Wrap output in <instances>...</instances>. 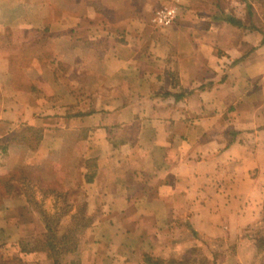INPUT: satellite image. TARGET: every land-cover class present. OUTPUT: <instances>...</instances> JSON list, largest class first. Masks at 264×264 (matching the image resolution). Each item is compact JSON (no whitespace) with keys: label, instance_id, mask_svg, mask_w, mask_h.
I'll return each mask as SVG.
<instances>
[{"label":"crops","instance_id":"0c3cea01","mask_svg":"<svg viewBox=\"0 0 264 264\" xmlns=\"http://www.w3.org/2000/svg\"><path fill=\"white\" fill-rule=\"evenodd\" d=\"M170 3L179 19L156 27ZM34 163L88 205L62 264H145L181 222L246 245L264 216V0H0V176ZM31 204L14 182L7 257L45 232Z\"/></svg>","mask_w":264,"mask_h":264},{"label":"rangeland","instance_id":"374dc122","mask_svg":"<svg viewBox=\"0 0 264 264\" xmlns=\"http://www.w3.org/2000/svg\"><path fill=\"white\" fill-rule=\"evenodd\" d=\"M170 6H173V4L170 3L161 6L160 8L170 7ZM152 22H153V18H152ZM153 24L156 27H159L154 22ZM66 156L61 159L62 162L63 160H66L69 157ZM53 167L54 166H50V168ZM29 169L30 170H26V172L22 168H17L13 171L24 172L27 174V179H28L27 185L33 188V193H34L33 195L34 202H31L32 203L31 207L32 210L38 213L44 225H45V219L41 214V207L45 209L48 213L53 214L61 210L64 202H68L69 204L74 205V207L76 205H83L85 203L83 198V193L80 192L79 190H72L66 187L64 183L59 179V173H57L56 170L48 169L47 166L37 163H34V165ZM52 182H55L54 184H58L56 185L57 189L62 191L66 199L64 198V196L60 198H56L54 196L45 197V195L41 192V188L44 189L51 188ZM17 183L19 182L17 181ZM12 191H13V186L9 189V195L7 196L6 200L9 198ZM37 196H39V198ZM50 197H53V199L51 201L47 200ZM35 201L39 202V204H41V207L39 206V204L37 205ZM21 213L22 216L25 217V219H27L28 216H30V214L25 209H21ZM71 219H72L71 216L64 217L62 224L60 226V232H64L70 225L73 226L74 228L75 226H78L79 228H82V230H84L85 232V228L89 223V216H87L85 220L78 221L75 224L72 223ZM179 226L182 228L181 229L182 233L180 236L181 239L176 240L177 244L175 245V247L177 249L175 251H170L167 253L163 252V254H151V253H145V254H151L158 258H164L165 262L163 264H264V252L258 253L256 247V239H255L259 235L264 234L263 218L257 224L249 227L244 232L241 239L245 240L246 245L242 244L241 240L229 241L228 239L207 238L205 236H199V235L195 236L194 234H192V230L186 225L185 222H182L181 224H179ZM46 233L47 232L45 228L44 233L42 234L39 233L37 236H34L33 239L30 240L33 246L42 247L44 244V240L46 239ZM68 254L62 255L60 257V262H61V258H63V256ZM0 255L6 259H11L13 257L20 256L22 257V260L24 261L25 264H32V263L41 264V261L44 260L42 258H45L44 256H46V259H49L46 252H39V251L36 253L34 252V255H30V256L26 255L23 257V255L19 254L13 257H7L6 255H8V253L4 251L2 252L0 250ZM143 258L144 257H142V260ZM173 260H175L174 263Z\"/></svg>","mask_w":264,"mask_h":264},{"label":"trees","instance_id":"16d2710c","mask_svg":"<svg viewBox=\"0 0 264 264\" xmlns=\"http://www.w3.org/2000/svg\"><path fill=\"white\" fill-rule=\"evenodd\" d=\"M28 135L23 136V143L32 144L34 147L38 145L39 131L34 127L27 128ZM37 139V140H36ZM19 182L25 195L30 202H34L33 188L27 185L28 179L27 174L24 172L11 171L7 175L0 176V207L4 204L7 196L9 195V189L13 186L14 182ZM55 182H52L51 188L44 189L41 188V192L48 196H54L56 198L63 197L64 194L61 190H58ZM66 199V197L64 196ZM38 205L39 202L35 201ZM41 207V204H39ZM87 203L83 205H74L64 202L61 210L50 214L45 209L41 207V214L45 219L46 228V239L42 247L33 246L30 240H20L19 247L21 254L24 253H34V252H46L49 259L52 260L53 264H61L60 257L64 254L74 253L78 250L81 237L84 233L82 228L78 226H69L64 232H60V226L64 217L71 216L72 223L75 224L78 221L85 220L87 218ZM264 221V216H263ZM182 223V222H181ZM186 223V222H185ZM186 225L192 230V234L195 236L197 232L191 228L189 223ZM256 239V247L258 253L264 252V234L259 235ZM145 264H163L164 258H158L151 254H145L143 256ZM175 260H173V263ZM0 264H25L22 257H13L11 259H6L0 255Z\"/></svg>","mask_w":264,"mask_h":264},{"label":"built area","instance_id":"2783aa9c","mask_svg":"<svg viewBox=\"0 0 264 264\" xmlns=\"http://www.w3.org/2000/svg\"><path fill=\"white\" fill-rule=\"evenodd\" d=\"M179 4H173L170 7H163L158 9L153 17V22L159 26L164 27L178 20L179 17Z\"/></svg>","mask_w":264,"mask_h":264}]
</instances>
